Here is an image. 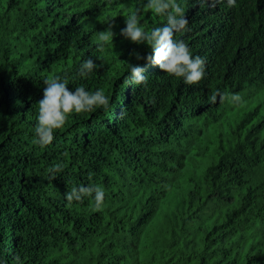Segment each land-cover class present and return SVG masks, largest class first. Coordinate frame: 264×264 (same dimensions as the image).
<instances>
[{
	"label": "trees",
	"instance_id": "trees-1",
	"mask_svg": "<svg viewBox=\"0 0 264 264\" xmlns=\"http://www.w3.org/2000/svg\"><path fill=\"white\" fill-rule=\"evenodd\" d=\"M145 2L0 0V264H264V0H180L176 38L205 60L191 85L121 35L134 10L147 28L166 22ZM52 77L102 88L110 106L70 115L41 148ZM81 184L104 188L102 207L66 200Z\"/></svg>",
	"mask_w": 264,
	"mask_h": 264
},
{
	"label": "clouds",
	"instance_id": "clouds-1",
	"mask_svg": "<svg viewBox=\"0 0 264 264\" xmlns=\"http://www.w3.org/2000/svg\"><path fill=\"white\" fill-rule=\"evenodd\" d=\"M237 0H227L229 6ZM145 8L158 16L165 18L161 26L147 28L141 23L140 10L131 11L125 19V26L120 33L126 39L136 43H146L150 51L146 55L135 53L136 60L155 63L165 74L182 78L185 84L200 82L206 75L205 60L199 55H193L189 45L182 39H177L178 33L188 30V18L180 0H146ZM114 33L111 29L101 31L98 37V47L104 48L113 42ZM96 64L92 58L84 60L79 69L80 76L93 72ZM145 67L139 63L128 62L126 79L129 84L140 85L147 80ZM46 87L43 96L38 101L37 124L34 128L36 143L44 148L50 145L56 130L62 129L70 115L88 113L97 109L107 110L110 97L102 88L90 90L83 84L74 90L68 87L69 81L60 77H52L44 81ZM212 102L217 100L213 95ZM233 99H236L233 96ZM63 167L58 163L50 169L53 174ZM94 194V196H93ZM68 202L82 201L85 196L93 197L94 206L100 208L105 201V190L100 185L88 184L73 187L66 192Z\"/></svg>",
	"mask_w": 264,
	"mask_h": 264
}]
</instances>
